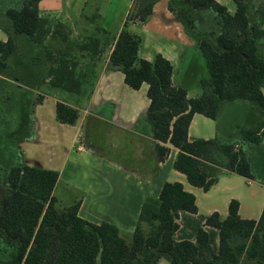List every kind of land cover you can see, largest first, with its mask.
Returning a JSON list of instances; mask_svg holds the SVG:
<instances>
[{
  "label": "trees",
  "instance_id": "trees-1",
  "mask_svg": "<svg viewBox=\"0 0 264 264\" xmlns=\"http://www.w3.org/2000/svg\"><path fill=\"white\" fill-rule=\"evenodd\" d=\"M184 1L188 11L176 8L179 0H169L168 8L204 59L208 75L200 80L198 96L187 97L186 88L173 83L172 64L161 54L151 61L138 56L141 38L127 25L147 22L156 0H134L109 64L123 73L130 88L148 85L147 120L159 161L167 158L170 147L177 149L173 169L203 191L222 173L253 180L248 147L264 141V59L258 53L264 39V5L253 10L252 0H231L235 5L231 13L217 0ZM20 2L0 6L7 22L0 26L8 34L6 41L0 40L1 83L17 78L23 84V78L13 73L18 65L11 59L18 38L42 44L48 33L38 0ZM90 38L84 37L77 56L66 51L47 54V85L67 94L66 99L78 102L92 92L97 63ZM41 99L37 94L32 105ZM236 99L257 107L263 115L260 125L239 128V138L233 141L189 137L195 113L215 120L220 103ZM78 115L76 105L56 102L57 122L73 125ZM57 179L56 170L26 164L18 150L11 164L0 167V264H155L160 258L171 264H264V205L257 219L241 218L236 199L229 201L225 218L216 211L200 215L195 196L182 183L166 181L157 197L144 199L130 239H125L114 224L80 218V199L61 207L53 195Z\"/></svg>",
  "mask_w": 264,
  "mask_h": 264
},
{
  "label": "crops",
  "instance_id": "crops-1",
  "mask_svg": "<svg viewBox=\"0 0 264 264\" xmlns=\"http://www.w3.org/2000/svg\"><path fill=\"white\" fill-rule=\"evenodd\" d=\"M87 1L38 0L39 16L46 20L44 27L48 28L45 40L42 44H37L26 36L18 38V50L16 54L11 56V59L19 58L22 60L21 65H18L13 72L23 77V84H19L18 88H24L28 91L34 89L35 92L41 86H46L49 80L47 76L49 67L47 54L49 52L66 51L77 56V47L85 36L91 37L90 44L95 49L97 63L95 68L97 77L92 80L94 86L89 97H83L78 102L69 98L65 100L71 105H76L79 111L78 118L73 125L57 122L54 108V121L51 119L48 121L49 132L42 134L44 121L36 114V107L41 105L49 94L47 92L40 93L39 95L42 96L41 101L33 105L32 115L29 118L28 133H26L27 141L31 143L46 141L50 144L49 147L53 148L51 137L65 144L69 135L71 136L69 146L66 145L67 148L64 146V149L59 150L54 157L47 161V164H44L37 157L26 155L23 157L28 165L53 169L58 172V179L53 189V195L57 202L60 204L63 201V198L55 196V191L59 186H61V189L63 186V190H70L74 194L69 202L66 204L63 202L64 205L60 204L61 207L69 206L80 199L77 212L80 218L95 224L101 222L114 224L121 235L125 239H129L127 237L131 235L135 227L144 199L147 196L157 197L163 183L169 181L167 178L168 170L172 167L177 149L170 147L167 158L164 161H159L155 151L156 140L147 120L148 85L143 83L139 89L130 88L124 82L123 73L109 64L110 52L134 0L120 1L118 5L122 4L123 6V19L112 33L109 32L107 26L102 27L98 23L96 24L95 17L83 15ZM159 1L156 0L154 3L150 18L156 15L155 7ZM217 1L227 6L225 2ZM168 2L169 0L164 1L165 8L159 14L162 23H158L157 26L158 29L161 28L164 31L173 29V31L178 32V40H180L182 46L179 50L174 47L172 53L169 55L162 54V56L172 64L173 83L186 88L187 97H196L199 95L198 93L189 96L188 92L191 85L198 83L197 85L200 86V80L207 77L205 62L194 38L186 33L182 23L178 21L173 12L169 11ZM20 4V0H1L0 2L2 8ZM177 4V9L189 10L186 1L179 0ZM227 9H229L228 6ZM145 24L131 22L128 23L127 29L137 34L138 27ZM7 38V32L0 26V40L6 41ZM258 53L264 59V39L259 42ZM186 59H188L186 70L184 72L179 71V67L183 66ZM80 66H83L82 63ZM196 66H199L200 76H195ZM192 78H195V80L190 85V79ZM6 80L11 84H18L17 78ZM50 92L55 93L52 95L55 106L56 102L60 100L59 93L56 90ZM262 92L264 96V90ZM229 106L235 107V110L242 111L243 109L244 116H242V120L233 124V130L223 132L220 116L223 109ZM198 116L203 115L195 113L189 124L188 135L191 138L195 136L191 134L190 129L199 120L197 119ZM214 121L217 122L214 136L233 141L239 138V128L252 129L257 127L263 121V115L251 101L236 99L221 102L217 118ZM51 131H55V134H52ZM214 136L197 138L208 139ZM78 147H81V149H78ZM260 148L264 152V141L259 145L248 147V156L255 172V178L252 182L248 181L249 186H251L246 194L248 203L243 200V196L229 194L226 199V208L223 205L221 208L212 205L207 208L206 214L209 215L216 211L221 218H225L229 201L236 198L239 203L238 214L241 218L257 219L259 217L264 205V191L261 192L263 198L260 202H257V189L252 187V184L256 182L264 187V173H259V168L252 160V152ZM178 174H180V176L178 175L180 177L178 182L182 183L184 189L195 196L198 214L202 215L195 192L181 180L185 176L180 172ZM232 175L238 174L233 172L220 174L211 188L218 185L222 180L221 178H225L222 185L230 193L233 188L227 180ZM187 184L192 186L188 182ZM209 190L202 191L208 192ZM252 203L254 208H251ZM253 211H256L255 214ZM161 260L163 258H160L155 264H161Z\"/></svg>",
  "mask_w": 264,
  "mask_h": 264
},
{
  "label": "rangeland",
  "instance_id": "rangeland-1",
  "mask_svg": "<svg viewBox=\"0 0 264 264\" xmlns=\"http://www.w3.org/2000/svg\"><path fill=\"white\" fill-rule=\"evenodd\" d=\"M120 1L121 0H88L84 7L83 15L95 17L94 20L96 24L98 23L102 27L107 26L109 32L112 33L123 19V6L122 4L118 5ZM164 1L165 0H160L157 6L155 7L156 15L152 16L148 20L147 24H145V22L144 26L138 27V30H136L137 34L141 38V43L138 52V56L140 58L146 57L144 59L151 61L156 54L169 55L173 52L174 47L179 50L182 46L180 40H178V32L173 31V29L168 31H164L161 28L158 29V23H162L159 14L161 10L165 8ZM221 1L225 2L226 5L229 7V12L232 13L234 11L235 5L231 0ZM251 4L253 6V10H255L264 5V0H252ZM0 23L2 25L4 24V26L7 25V22L1 15V13ZM12 60L16 61V64L19 66L22 63V60L19 58ZM187 63L188 59H186V62L183 64L182 67H179V71L184 72L186 70ZM198 68L199 66H196L195 76L201 75V73L198 72ZM20 77L22 76L20 75ZM193 80H195V78L190 79V85L192 84ZM197 84L198 83L191 85L188 92L189 96H193L195 93L200 94L202 92L201 86H198ZM18 85L19 84H11L5 81L1 83L0 81V167H7L9 164H11V162H13V154L17 150L21 151L23 156L26 155L31 157H37L40 158L44 164H47V161L54 157V155L59 150L64 149V146L65 148L69 146V144L71 143V136L68 135V139L65 144H62L60 140H54V138L51 137L53 148H50V144L46 141H41L39 143L28 142L26 139V133H28V126L30 120L29 118H31L32 115L31 108L33 111L32 103L35 100L37 94L43 92H47V94H49L46 96L44 102L36 107V114L42 121H44V128L42 130V134H45L49 132V119H54L55 106L52 95H54L55 93H51L50 91L56 90L59 93L58 96L60 100H67V94L62 93L57 89H51L48 87V85L41 86L40 89L35 92L34 89L28 91L24 88H18ZM242 111L235 110V107L233 108V106H229L223 109V111L221 112L222 114L220 116V123L223 132L233 130V124H235L239 120H242V116H244ZM197 119L199 120L196 121V124L194 123L190 129L191 134L195 137L214 136L217 122L203 116H198ZM51 133L55 134V131H51ZM252 153V160L254 164L259 168V173L263 174V149L260 148L258 150L253 151ZM178 175L180 176V174H178V172H176L172 167L169 168L167 177L169 181H178V179H180ZM229 177L230 178H228L227 180L228 184L233 188L230 193L226 191V188L222 185V181L225 178H221V182L211 188L208 192H203L201 189L189 186L184 177H182L181 180L187 185V187L191 188L195 192L202 215H208L205 212L209 206L214 205L218 208H221V206L223 205L224 208H226V199L228 198L229 194H234V196H243V200L248 203L246 194L248 193L247 191H249V187H251L249 186L248 181L252 182V180L242 178L238 175H232ZM252 185V187H255V189H257L256 201L260 202L263 198V194L261 195V192L264 191V187L260 186L256 182ZM55 196L63 198V201H61L60 204H63V202L64 204H66L67 202H69L71 196H74V194L70 192V190H63V186L62 189L61 186H59L55 191ZM251 208H254L253 203L251 205ZM253 212L255 214L256 211ZM129 237L130 236H128L127 238ZM4 253H6V250L4 251ZM161 261V264H170L165 259Z\"/></svg>",
  "mask_w": 264,
  "mask_h": 264
},
{
  "label": "built area",
  "instance_id": "built-area-1",
  "mask_svg": "<svg viewBox=\"0 0 264 264\" xmlns=\"http://www.w3.org/2000/svg\"><path fill=\"white\" fill-rule=\"evenodd\" d=\"M78 149H81V147H78Z\"/></svg>",
  "mask_w": 264,
  "mask_h": 264
}]
</instances>
